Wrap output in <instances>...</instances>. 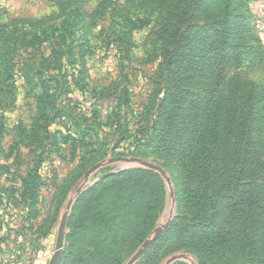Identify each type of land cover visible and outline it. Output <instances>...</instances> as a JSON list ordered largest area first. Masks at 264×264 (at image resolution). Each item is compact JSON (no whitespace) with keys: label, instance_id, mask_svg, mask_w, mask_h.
<instances>
[{"label":"rangeland","instance_id":"374dc122","mask_svg":"<svg viewBox=\"0 0 264 264\" xmlns=\"http://www.w3.org/2000/svg\"><path fill=\"white\" fill-rule=\"evenodd\" d=\"M102 1L86 0L77 10L72 0H0V264H48L64 215L59 264L96 262L106 252L118 253V264H126L161 229L140 258L150 251L178 215L184 184L176 159L157 148L166 141L160 131L167 134L188 120L181 113L162 124L155 112L161 93L152 83L166 69L180 78L171 82L178 83L177 97L182 88L202 103L237 96L252 101L259 119L264 116V51L251 36L250 1ZM185 26L189 43L179 63L191 62L188 77L176 69L180 42L172 38ZM167 46L169 61L162 57ZM204 109L200 104L185 115ZM255 137L264 140L260 132ZM261 157L264 162V148ZM118 158L160 169H128L154 172L164 192V208L140 243V218L123 216L125 196L115 190L102 199L107 227L87 222L81 231L73 213L89 188L123 172L112 161ZM115 235L121 239L117 250L110 244ZM260 240L262 250L217 264H264V229ZM176 255L185 257L177 262L199 264L196 254L184 251L160 264Z\"/></svg>","mask_w":264,"mask_h":264},{"label":"trees","instance_id":"16d2710c","mask_svg":"<svg viewBox=\"0 0 264 264\" xmlns=\"http://www.w3.org/2000/svg\"><path fill=\"white\" fill-rule=\"evenodd\" d=\"M54 1L68 4L66 0ZM85 1L72 0L71 4L79 10ZM102 2L112 4V0ZM248 11L251 36L257 47L264 51L254 34L252 14ZM186 16L184 14V23L188 20ZM188 27L177 30L172 37L178 38L181 45L177 48L176 69H183L187 77L191 76V62L182 67L179 59L189 43ZM170 37L164 41L168 46ZM226 40L223 34V41ZM168 46L162 57L169 61ZM175 79L180 80L174 69H166L152 84L157 86L158 95L161 93L155 112L162 124L178 119L181 113L188 119L185 125L183 121L170 125L174 130L167 134L160 131L159 138L166 135V141L157 147L160 151L170 152L182 171V198L178 202V215L137 264H160L168 254L178 251L193 252L199 264L211 261L217 264L235 255L256 253L262 250L260 239L264 229V162L261 157L264 140L260 139L262 143H259L255 134L260 132L264 136V116L259 119L252 101L237 96L230 99L209 97L202 103L198 94H190L182 88L183 96L177 97L178 83H171ZM218 84V89L222 90L224 85ZM228 87L237 90L238 84L229 83ZM200 104L205 106L202 112L185 115L197 110ZM108 189L125 196L123 216L140 218L138 241H144L164 208V192L158 176L152 171L132 169L100 180L82 194L73 207V213L81 222V231H85L87 222L107 227L102 199ZM138 202L143 204L141 210ZM120 240L119 236H113L110 244L117 250ZM114 254L106 252L94 258L96 262L77 261V264H118V253Z\"/></svg>","mask_w":264,"mask_h":264},{"label":"water","instance_id":"95a60500","mask_svg":"<svg viewBox=\"0 0 264 264\" xmlns=\"http://www.w3.org/2000/svg\"><path fill=\"white\" fill-rule=\"evenodd\" d=\"M112 161L115 163L122 164L120 167L121 171L128 170L131 168H148V169H152L155 171L160 170L156 166L150 165L148 163H140L134 159L118 158V159H113ZM93 169H96V167H94ZM89 174H90V171L87 173V176ZM70 207H71V204L68 205V208ZM66 220H67V216L64 215L61 218L60 225H59L58 232H57L55 252L48 264H59L60 262L62 248H63V241H64V227L66 224ZM160 232H161V229H159L150 239H147L146 241H144L141 247L136 251V253L129 259V261L126 264H135L136 261L140 258V256L146 251V249L158 238ZM183 259H185L183 255H176V256L171 257L165 264H173Z\"/></svg>","mask_w":264,"mask_h":264},{"label":"built area","instance_id":"2783aa9c","mask_svg":"<svg viewBox=\"0 0 264 264\" xmlns=\"http://www.w3.org/2000/svg\"><path fill=\"white\" fill-rule=\"evenodd\" d=\"M252 14V28L264 50V0H249Z\"/></svg>","mask_w":264,"mask_h":264}]
</instances>
